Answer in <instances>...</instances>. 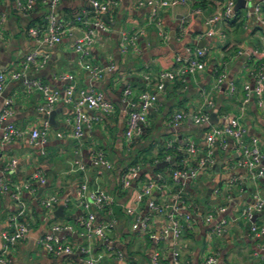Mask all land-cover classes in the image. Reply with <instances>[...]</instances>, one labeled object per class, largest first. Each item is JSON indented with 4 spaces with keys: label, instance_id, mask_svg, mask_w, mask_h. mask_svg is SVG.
<instances>
[{
    "label": "crops",
    "instance_id": "0c3cea01",
    "mask_svg": "<svg viewBox=\"0 0 264 264\" xmlns=\"http://www.w3.org/2000/svg\"><path fill=\"white\" fill-rule=\"evenodd\" d=\"M139 1L116 0L111 11L90 14L109 26L98 32L86 58L104 68L103 77L95 80L74 50L82 34L80 27H72L58 44L31 42L30 31L47 26L49 6L38 1L31 13L23 14L15 0H0V73L8 76L0 92V114L6 101L11 100L12 115L6 123H14L22 131L7 143L0 131V174L5 163L15 158L14 168L6 174L13 183L21 185L36 172L42 175V180L34 181L32 190L23 189L17 196L14 190L0 193V256L8 264H86L83 246L90 249L96 264H175L173 251L180 252L179 264H204L209 255L218 258L216 264H264V233L257 236L252 229L264 228V209L254 210L251 215L244 213L255 204L257 196L264 198V177L254 179L248 168L238 164L241 150L233 136L219 137L211 146L207 142L212 126L225 125L229 118L237 116L246 128L245 141L258 138L264 152V107L256 96L243 102L244 87H255V72L264 60V22L258 18L264 20V0H253L252 6L241 10L235 26H224V36L212 37L207 36L206 19L219 10L224 0H203V4L201 0H187L185 5L163 8L158 15L160 23L151 19L152 7ZM258 2L261 13L248 18V12ZM43 7L48 8L47 13L29 18ZM56 10L57 17L66 21L89 10V5L85 0H61ZM25 15L30 19L27 27L22 23ZM133 36L140 51L131 44L124 50L125 37ZM188 46L206 48L205 68L185 78L166 81L164 90L158 91L157 103L147 112V124L130 141L126 136L130 110L126 97L137 101L140 91H157L159 74L174 69L176 56H185ZM257 50L261 56H256ZM33 51L48 56L43 67L26 62ZM17 71L22 75L12 79L10 74ZM69 75L74 78L68 79ZM33 79L63 94L69 85L78 92L102 91L115 105V111L101 120L84 123L83 135L76 138L73 104L59 101L50 108L40 91L27 90L25 81ZM128 88L132 93L124 96ZM262 88L264 94V80ZM52 111L54 123L50 122ZM83 112L89 118L97 113L88 107ZM177 112H185L188 117L174 126L170 118ZM200 113L209 118L216 113L218 122L196 123L194 116ZM46 125L50 129L48 141L36 144L31 131ZM170 142L173 147H168ZM191 144L194 151L189 150ZM95 152H103L110 166L95 164ZM205 159L208 161L197 178L184 184L173 179V167L200 168ZM159 163L165 166L159 168ZM133 166H139V170L126 179ZM152 181L158 186L151 196L139 201L137 196ZM83 184L86 189L81 195ZM98 191L111 194L114 202L101 209L94 206L92 195ZM178 192L193 213L196 226L185 229L178 239L153 238L169 224L171 209L156 214L148 201L171 204ZM51 196H56L58 202L46 209L43 200ZM85 202L91 206L86 207ZM60 206L62 211H58ZM128 208L149 218L148 230L133 229L136 216ZM89 212L96 215L94 226L104 228L105 239L96 233L83 234L82 221ZM209 215L214 218L212 222L205 220ZM13 216L27 224L28 233L10 246L3 233L14 230L16 224L10 220ZM221 220H225L222 233L213 235L214 225ZM55 226L63 230L55 232ZM52 233L71 244L74 251L60 255L48 251L42 239ZM155 253H159L156 263Z\"/></svg>",
    "mask_w": 264,
    "mask_h": 264
},
{
    "label": "built area",
    "instance_id": "2783aa9c",
    "mask_svg": "<svg viewBox=\"0 0 264 264\" xmlns=\"http://www.w3.org/2000/svg\"><path fill=\"white\" fill-rule=\"evenodd\" d=\"M40 1L43 4H46L51 9V12L48 16V24L45 29H32L30 31L36 41L39 44L54 45L62 42V39L65 34L69 33L72 27L78 26L81 29L82 34L76 39L74 43V50L76 53L84 60V67L87 69L92 77L97 80L101 79L104 74V68L86 61V58L90 54V49L92 45L98 39V32L106 31L109 29L108 24L100 18H91L90 14L93 13L95 16H98L103 13L111 11L115 5L116 0H85L89 5V10L85 11L82 14H78L72 20H62L57 17L54 13L61 0H15L17 9L23 13L28 14L32 12L37 4ZM251 0H246V7L248 9ZM236 2L237 0H224L219 10L215 14L209 16L206 19V24L208 25L207 36L212 37L215 35L224 36L225 35V25H229L230 22L236 18ZM140 4L150 5L152 7L151 19L160 23L158 21L159 12L166 7H173L179 4H187V0H140ZM262 11L260 2H258L251 11L248 12V18H251L254 15L260 14ZM258 18L264 22V20L258 16ZM186 29V24L182 25L181 31L184 32ZM133 45L136 51H140V48L137 46L136 37H125V41L122 44L123 49L127 50L129 45ZM262 53L259 50L256 51V56H261ZM1 55V51H0ZM206 55L207 50L204 47L198 46H188L186 47V55L180 56L177 55L176 67L172 70H165L159 74V82L157 84V91H140L137 94V101H131L126 97L128 106L130 107L127 119V129L126 136L131 141L133 136L138 134L141 129L147 124L148 117L147 112L155 106L158 101V91H162L165 88L166 81H175L180 78H185L188 74H195L199 70H203L206 66ZM48 60L47 55H42L38 51H33L26 57V62L28 64H36L38 67H43ZM22 75V72H12L10 77L12 79H18ZM8 76L5 73H0V92L4 89L5 82ZM68 79L72 80L73 75H69ZM221 78L219 79V81ZM256 85L254 88H250L248 85L244 87V98L243 102L248 103L250 99L254 96L258 98V103L260 106L264 107V94H263V80H264V60L260 62L258 69L255 72ZM25 86L28 91L38 90L40 91L46 99L48 106L51 108L57 102L64 101L66 103H71L74 106L76 113V125L74 136L80 138L83 135V125L89 120H101L106 115L115 111V105L105 98V95L102 91L96 90H76L74 85H69L65 89L63 94L58 89H53L49 85L44 84L40 80H26ZM236 90L235 86H231V92L234 93ZM132 93L131 89H125L124 96H129ZM211 103V102H210ZM88 107L95 110L97 113L93 117L89 118L84 112L83 108ZM12 115L11 109V100L6 101V106L2 113L0 114V131L3 133V142H10L15 140L18 136L22 134V131L14 123H6L8 118ZM188 117V114L185 112H177L170 118V123L174 126L179 125L183 120ZM209 120V116L206 113H200L194 116V121L196 123L206 122ZM50 135V129L46 125L42 128L34 129L31 131V138L36 144H44L48 141ZM59 136L61 134H58ZM226 135L233 136L238 141L239 148L241 150V158L238 161L240 166H245L248 168L252 177L260 178L264 177V152L261 147L260 140L256 137H252L249 142L245 141L246 128L242 124L239 117L234 116L228 119V122L225 125H214L210 128L207 135V142L211 146L217 138L224 137ZM247 142V143H246ZM168 147H173V143L170 142ZM190 151H194L195 147L193 144L189 147ZM94 163L97 165H106L110 166L109 162L106 160L103 152H95L93 157ZM205 159L200 168L198 167H183L175 169L172 172L173 179L180 183L184 184L187 180H192L197 178L199 170L207 163ZM16 164V159L12 158L5 163L1 174H0V193H7L10 190H14V196H17L18 193L23 189H34V181L42 180V175L40 172H36L23 184H15L9 178H7V173L14 168ZM139 170V166L131 167L126 173V179L133 172ZM158 182H150L146 184L142 192L137 196L138 200H143L145 197H149L152 194V191L155 187L158 186ZM86 189V184L82 185L81 195H84ZM58 202L56 196H51L43 200V205L46 209H51ZM114 202V197L104 191L95 192L92 195L91 203L97 208L109 207ZM86 207H90V202H85ZM149 208L156 214H163L171 209L170 222L164 226L159 236L152 235L153 238H167L171 236L174 239L181 237L185 229H192L196 226L197 221L194 218L193 213L189 212L188 205L183 201L182 194L180 192L175 195L174 202L171 204H161L155 200L150 199L148 201ZM264 209V198L261 196L256 197V202L254 205L249 206L245 209L244 213L251 215V212L254 210ZM170 211V210H169ZM24 211L20 210V214ZM128 212L136 216V219L132 225L134 230L146 231L149 227V218L142 217L137 215V210L135 208H128ZM183 219V222L182 220ZM213 216L209 215L206 217V222H212ZM10 220L14 222L15 228L11 232L3 233V238L7 245L13 246L19 241L23 240L28 233V226L24 222L18 221V216L10 217ZM96 220V215L93 212L83 219L82 225L84 228V235L91 236L92 233H96L98 236L105 239L104 228L102 226H94ZM225 225V220L217 222L213 229V235H220L223 231ZM256 232L257 236H260L264 233V228H257L253 226L252 228ZM63 230L62 226H55L54 231L60 232ZM42 244L45 248L54 253L55 255L60 254H71L74 251V248L71 244L64 242L60 239L59 236L54 233L46 235L42 239ZM110 248V246H109ZM82 253L85 255L86 264H96L97 259L91 255L90 249L87 246L81 248ZM179 251H173V260L175 264H179ZM159 258V253L154 254L153 261L156 263ZM218 258L215 255H209L205 259L204 264H216ZM0 264H8V262L0 256Z\"/></svg>",
    "mask_w": 264,
    "mask_h": 264
},
{
    "label": "water",
    "instance_id": "95a60500",
    "mask_svg": "<svg viewBox=\"0 0 264 264\" xmlns=\"http://www.w3.org/2000/svg\"><path fill=\"white\" fill-rule=\"evenodd\" d=\"M245 7H246V0H237V2H236V7H235V10H236V11H241V10H243ZM54 12H57V10L54 9ZM203 43H204V42H202V43L200 44V46H201ZM54 115H55V112L52 111L51 114H50V122H51V123H54V121H53V117H54ZM209 122H210L211 124H216V123L218 122L217 114H216V113H213V114L210 115ZM164 166H165L164 163H159V164H158V167H159V168H163ZM62 210H63V206H60L59 209H58V211H62Z\"/></svg>",
    "mask_w": 264,
    "mask_h": 264
},
{
    "label": "rangeland",
    "instance_id": "374dc122",
    "mask_svg": "<svg viewBox=\"0 0 264 264\" xmlns=\"http://www.w3.org/2000/svg\"><path fill=\"white\" fill-rule=\"evenodd\" d=\"M254 4V1L253 0H251L250 1V5L252 6ZM242 11H244V10H242ZM48 12V8L47 7H43L40 11H35V12H33L32 14H31V16L29 15V18H32V16H37V15H42V14H45V13H47ZM31 13V12H30ZM26 15L25 16H23L22 17V23H23V25H24V27H27V24H28V22L30 21V19H29ZM30 41L31 42H36V40H35V37L32 35V37L30 38ZM25 51V49H23V51L22 52H24Z\"/></svg>",
    "mask_w": 264,
    "mask_h": 264
},
{
    "label": "trees",
    "instance_id": "16d2710c",
    "mask_svg": "<svg viewBox=\"0 0 264 264\" xmlns=\"http://www.w3.org/2000/svg\"><path fill=\"white\" fill-rule=\"evenodd\" d=\"M200 4H203V0L200 1ZM240 14H241V11H237V12H236V18H235V20H233L232 22H230V24H231L232 26H235V25H236L237 21H238L239 18L241 17ZM238 25L240 26V23H238ZM171 152L173 153L172 150H168V153H171ZM137 162H138V160L136 159V160H134V161L132 162V164L135 165ZM179 168H182V167H179ZM175 169H178V168H177V167H173V168H172V172H173Z\"/></svg>",
    "mask_w": 264,
    "mask_h": 264
}]
</instances>
